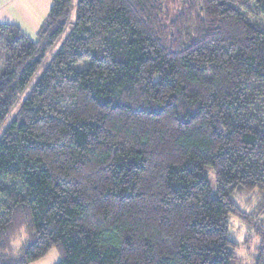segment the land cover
<instances>
[{
  "label": "trees",
  "instance_id": "16d2710c",
  "mask_svg": "<svg viewBox=\"0 0 264 264\" xmlns=\"http://www.w3.org/2000/svg\"><path fill=\"white\" fill-rule=\"evenodd\" d=\"M181 1L0 23V264H264V0Z\"/></svg>",
  "mask_w": 264,
  "mask_h": 264
},
{
  "label": "rangeland",
  "instance_id": "374dc122",
  "mask_svg": "<svg viewBox=\"0 0 264 264\" xmlns=\"http://www.w3.org/2000/svg\"><path fill=\"white\" fill-rule=\"evenodd\" d=\"M165 1H166L165 5L167 7V11L170 13V15L173 18H175L182 11V7H181L182 1L181 0H174V1L165 0ZM50 5H51V0H35V1L29 0V2L25 3V11L27 14L30 13V15H33L35 19L39 17L40 11H42L44 7L47 6V9L49 10ZM26 20L27 19L22 18L20 21L21 25L24 22H26ZM2 22L4 21H1L0 23ZM5 22H8V21H5ZM41 24L42 22L36 27L34 24V21H31L28 27H24V29L22 28V31L25 30L23 32L30 39L35 40L37 38V33H38V30ZM47 55L49 56L50 53L48 52ZM0 59H1V52H0ZM87 65H88V61H83V62H80L74 65V67L77 70H81L85 68ZM1 66L2 64L0 61V67ZM208 172H209L208 178L210 179V181H214L212 172L210 170ZM242 210L245 213L246 217H248V219L251 222H254L258 225L260 224V222H256L254 220L256 219V216L260 211L259 207L253 210L242 207ZM256 220L258 221V219ZM233 235H234V239L238 243L237 245L238 255L241 259V264H253V256L255 254L254 245L257 240L256 237L254 236L255 235L254 231H252V229L246 226L245 224L236 220L233 224ZM21 243H22V238H18L13 242V247L15 249H18L21 246ZM59 259H60L59 251L55 247H52L51 249L48 250V252L43 257L32 262L31 264H56L59 261Z\"/></svg>",
  "mask_w": 264,
  "mask_h": 264
},
{
  "label": "crops",
  "instance_id": "0c3cea01",
  "mask_svg": "<svg viewBox=\"0 0 264 264\" xmlns=\"http://www.w3.org/2000/svg\"><path fill=\"white\" fill-rule=\"evenodd\" d=\"M26 2H29V0H0V22L4 21L2 23L15 24L22 30V28L24 29V27H28L31 21H34V24L37 27L41 22L44 21L47 15V6L44 7L42 11H40L39 17L34 19L33 15H30V13L27 14L25 11ZM22 18L27 20L21 25L20 21Z\"/></svg>",
  "mask_w": 264,
  "mask_h": 264
}]
</instances>
